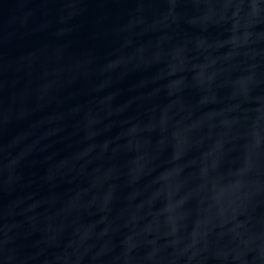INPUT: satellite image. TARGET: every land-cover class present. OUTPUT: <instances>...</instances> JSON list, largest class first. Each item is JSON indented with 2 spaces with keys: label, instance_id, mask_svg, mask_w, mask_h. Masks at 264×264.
Wrapping results in <instances>:
<instances>
[{
  "label": "water",
  "instance_id": "obj_1",
  "mask_svg": "<svg viewBox=\"0 0 264 264\" xmlns=\"http://www.w3.org/2000/svg\"><path fill=\"white\" fill-rule=\"evenodd\" d=\"M0 264H264V0H0Z\"/></svg>",
  "mask_w": 264,
  "mask_h": 264
}]
</instances>
